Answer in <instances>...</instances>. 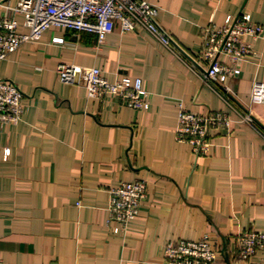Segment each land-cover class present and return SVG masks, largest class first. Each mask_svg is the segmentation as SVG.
<instances>
[{"label":"crops","instance_id":"0c3cea01","mask_svg":"<svg viewBox=\"0 0 264 264\" xmlns=\"http://www.w3.org/2000/svg\"><path fill=\"white\" fill-rule=\"evenodd\" d=\"M149 1L195 55L205 27L228 14L250 12L264 24V0ZM254 46L257 55L224 82L234 106L143 27L117 26L98 44L95 33L53 25L0 59V77L25 94L22 120L0 126V146L11 149L0 157V264H169L168 244L205 236L218 250L217 264H264V248L240 257L241 234L264 231V104L251 99L255 80H264V31ZM60 62L97 65L111 80L140 75L150 106L90 96L83 82L61 80ZM180 100L232 118L229 128L210 127L208 153L177 138ZM137 179L147 181L148 195L127 232H115L110 189Z\"/></svg>","mask_w":264,"mask_h":264},{"label":"built area","instance_id":"2783aa9c","mask_svg":"<svg viewBox=\"0 0 264 264\" xmlns=\"http://www.w3.org/2000/svg\"><path fill=\"white\" fill-rule=\"evenodd\" d=\"M19 13L24 15L22 23L16 17ZM159 14L158 6L149 0H20L16 4L12 0H0V59L9 57L25 42L40 39L53 25L65 26L76 35L95 33L98 44L117 26L122 32L143 27L193 68L201 70L206 82L234 106L230 88L224 82L230 75L242 71V62L257 55L254 44L264 31V24L254 21L250 12L228 14L223 23H212L205 27L203 46L195 55L184 49L161 24ZM21 25L29 30H20ZM53 42H65V38L55 36ZM202 61L205 66L200 68ZM58 72L66 83L83 82L90 96L111 94L138 109L150 106V92L140 75L111 80L97 65L71 62H60ZM24 97L23 89L15 81L0 77V126L22 120ZM251 99L253 103L264 104V80H255ZM179 103L177 138L189 141L197 153H208L211 148L210 127L229 128L232 118L221 111L199 113L189 109L182 100ZM239 111L244 120L255 122L250 112ZM10 153V148L0 146V157L8 158ZM110 192L108 220L115 223V232L125 234L148 195L147 181H123L112 187ZM240 242V257L250 258L257 250L264 248V231L246 230L241 234ZM166 256L169 264H217L218 250L208 236L201 239L181 238L168 244Z\"/></svg>","mask_w":264,"mask_h":264}]
</instances>
